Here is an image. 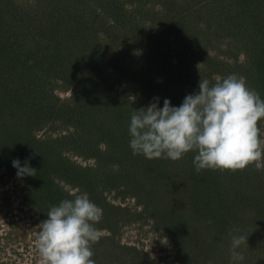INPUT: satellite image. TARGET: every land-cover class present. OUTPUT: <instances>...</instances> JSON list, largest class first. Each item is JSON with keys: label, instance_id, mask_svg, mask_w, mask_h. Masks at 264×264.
Segmentation results:
<instances>
[{"label": "rangeland", "instance_id": "rangeland-1", "mask_svg": "<svg viewBox=\"0 0 264 264\" xmlns=\"http://www.w3.org/2000/svg\"><path fill=\"white\" fill-rule=\"evenodd\" d=\"M89 69L119 99L111 124L81 99L97 97L92 76L86 96L75 88ZM230 74L264 100V0H0V264H40L39 224L85 193L102 209L96 264H234L230 229L248 236L235 264H264V158L214 170L210 194L193 196L195 166L182 161L194 151L149 160L129 146L133 110L153 98L178 107L201 79L212 86ZM36 86L41 103L25 98ZM14 159L36 175L18 178Z\"/></svg>", "mask_w": 264, "mask_h": 264}, {"label": "clouds", "instance_id": "clouds-1", "mask_svg": "<svg viewBox=\"0 0 264 264\" xmlns=\"http://www.w3.org/2000/svg\"><path fill=\"white\" fill-rule=\"evenodd\" d=\"M153 99L131 115L129 146L133 155L177 161L195 151L197 173L204 169L236 172L264 158L259 126L264 119V100L242 77L230 74L212 86L201 79L199 91L186 95L178 107L165 99L161 108L159 98ZM12 165L18 178L36 175L27 160L21 166L14 159ZM101 220L102 209L86 193L52 206L47 219L39 224L36 247L40 264H96L92 246L102 233L94 225ZM235 231L229 230L234 264L244 260L238 249L248 245V236L233 235Z\"/></svg>", "mask_w": 264, "mask_h": 264}, {"label": "trees", "instance_id": "trees-1", "mask_svg": "<svg viewBox=\"0 0 264 264\" xmlns=\"http://www.w3.org/2000/svg\"><path fill=\"white\" fill-rule=\"evenodd\" d=\"M249 10L250 11H253V10H256V9H259L260 7H258L255 3H250L249 5ZM5 9V8H4ZM55 25H58V26H61V24H60V20H56L55 22ZM236 22L235 21H233L232 22V24L231 25H233V24H235ZM229 27H230V25H228ZM249 26V25H248ZM248 26H244V27H240V29H247L248 31L250 30L249 29V27ZM238 28V26H231V29H234V30H238L237 29ZM251 32H253V31H251ZM238 33L239 32H235L234 34H235V36H237L238 35ZM255 33V32H254ZM258 53V52H257ZM259 53H261V52H259ZM55 58H58V62H60V63H64V61L65 60H67L68 59V57L67 56H65V54H57L56 56H55ZM23 60V59H22ZM85 61H87L86 59H85ZM25 62V61H24ZM23 62V63H24ZM83 62V61H82ZM110 62H112L111 63V67L113 68V69H115L116 71L117 70H119L118 69V67H117V65H116V62H115V60H111ZM26 64H27V62H25ZM84 64H86L85 62H83ZM25 66V65H24ZM22 68H25V67H22ZM100 67H98V69H99ZM120 71V70H119ZM128 73H131L132 71L131 70H129V71H127ZM90 76H92V80L95 82L96 81V83L98 84V89H97V91L95 92V94H93V95H91V96H94L95 97V95L97 96L96 98H92V100H90V102H88V103H85V100H87L86 98H81L82 100H83V102H84V104H85V106L86 107H88L89 106V108L91 109V111H92V114H94V115H98V116H102L103 117V123H108V124H111L112 123V121L114 120V118H115V115H117V113L119 112L118 111V109L120 108V107H118V105H119V99H118V97L116 96V95H112V86H109L106 82H107V80H108V78H106V77H104V76H102V74L100 73V72H98V71H96L95 73L92 71V69L90 70H88V71H86V74H85V76L84 77H82L81 79H77V80H75L74 79V82H76L77 84H76V87L75 88H77V87H79V85H80V90H78V91H81V93L83 92L84 94H82V95H87V93H86V89H87V87H86V84H87V81H88V79H89V77ZM79 78V77H78ZM28 85H30V84H28ZM37 87V86H36ZM86 87V88H85ZM24 89V88H23ZM28 89V91L29 92H27V97H25V98H29V96L30 95H36L35 96V101L37 102V103H41L42 102V99H43V97H41V96H37L38 94H43L42 92H40V93H38L39 91H38V89H40V88H38L37 87V90H35V89H32L31 90V88L30 87H28L27 88ZM23 91V90H22ZM18 98V101L19 102H21V103H24V97H23V95L22 94H20V96L18 95V94H15V96L13 97V98ZM44 97H46V96H44ZM12 98V99H13ZM12 104V103H11ZM13 106H14V104H12ZM85 106H83L82 107V110L80 111V114L83 112V109H84V107ZM39 109H42L41 107H39ZM47 110V109H46ZM53 111V110H52ZM121 117V116H120ZM116 153H120V152H116ZM195 155H197L196 154V152L194 151V152H192L187 158H184L183 159V161L182 162H185V159H187V162H185V163H192V164H194L193 163V161H194V157H195ZM185 163H183L182 165H184V166H186L187 164H185ZM183 168V167H182ZM193 166H192V170H191V178H189V179H187L186 181H189L190 182V184L191 185H193L194 186V188L193 189H191V191H192V193L190 192V195H196V194H198V193H200L201 194V192L204 194V195H209L210 194V191H211V188H210V183H211V181H212V175H213V173H214V170H211V169H204V170H201L199 173H197L196 171H194L193 170ZM194 178V179H193ZM185 181V182H186ZM184 182V183H185ZM213 182V181H212ZM184 183L183 184H181L182 186H180L181 187V191H183L184 193H187V192H189V189H186V188H184ZM240 186V185H239ZM243 189L241 186L240 187H238L237 189ZM200 190H201V192H200ZM227 195H229V196H231L232 198H234V199H237V197H235L234 196V194H232V193H227ZM67 199H72V198H67ZM233 199V200H234ZM231 201L230 203L231 204H235L234 203V201ZM248 205V204H247ZM196 215V217H198V216H201V215H198L197 214V211L196 212H194L193 213V215H192V217L193 216H195ZM204 224H206V225H208L207 223H205V221H202ZM209 230H211V228H208ZM203 241L205 242V234H203ZM181 257H183L182 256V252L180 251V254H179ZM184 258V257H183ZM185 259V258H184Z\"/></svg>", "mask_w": 264, "mask_h": 264}]
</instances>
